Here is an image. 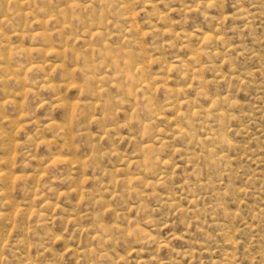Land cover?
Masks as SVG:
<instances>
[{
  "label": "rangeland",
  "instance_id": "1",
  "mask_svg": "<svg viewBox=\"0 0 264 264\" xmlns=\"http://www.w3.org/2000/svg\"><path fill=\"white\" fill-rule=\"evenodd\" d=\"M0 264H264V0H0Z\"/></svg>",
  "mask_w": 264,
  "mask_h": 264
},
{
  "label": "bare ground",
  "instance_id": "2",
  "mask_svg": "<svg viewBox=\"0 0 264 264\" xmlns=\"http://www.w3.org/2000/svg\"><path fill=\"white\" fill-rule=\"evenodd\" d=\"M143 84H144V83H143ZM144 85H145V84H144ZM144 85H143V86H144ZM184 133H185V132H184ZM218 138H219V137H218Z\"/></svg>",
  "mask_w": 264,
  "mask_h": 264
}]
</instances>
